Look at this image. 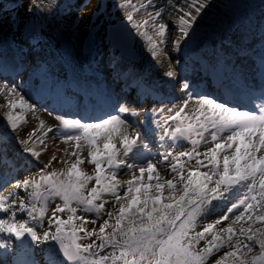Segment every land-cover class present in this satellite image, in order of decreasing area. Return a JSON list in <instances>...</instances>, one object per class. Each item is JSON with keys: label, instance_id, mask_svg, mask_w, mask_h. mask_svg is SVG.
I'll list each match as a JSON object with an SVG mask.
<instances>
[{"label": "snow or ice", "instance_id": "snow-or-ice-1", "mask_svg": "<svg viewBox=\"0 0 264 264\" xmlns=\"http://www.w3.org/2000/svg\"><path fill=\"white\" fill-rule=\"evenodd\" d=\"M89 2L0 0V264H264V0Z\"/></svg>", "mask_w": 264, "mask_h": 264}, {"label": "rangeland", "instance_id": "rangeland-1", "mask_svg": "<svg viewBox=\"0 0 264 264\" xmlns=\"http://www.w3.org/2000/svg\"><path fill=\"white\" fill-rule=\"evenodd\" d=\"M85 0H75V3L77 6L84 4ZM134 3H137V5L139 4L140 0H133ZM159 2L162 4L164 2V0H159ZM97 3V0H90L89 4H88V8L85 11V18H87V14L88 12H90L92 10V8L95 6V4ZM21 12L23 11L22 9L20 10ZM79 13H72L71 17L74 18L75 15H78ZM134 17L137 20H141L142 21V17H136L134 14ZM82 26V25H81ZM151 34V33H150ZM135 47L137 48V50L140 53V61L139 63L135 64V67L138 71L143 72L144 74H146L149 78L151 79H156L160 73H161V68L157 66L156 62L154 60H152L148 54L147 51V45L146 42L143 41L141 38H137ZM119 55V53L117 54ZM97 60H101L103 61L104 65H105V71H108L107 69V60H108V54L105 53H101L99 55H97ZM125 63H127V61H125ZM6 104V101L3 99L2 96H0V105H4ZM190 108L192 107L191 105L189 106ZM5 108H0V117H3V114L5 112ZM14 111H19V109H16ZM40 120L44 121V124L41 125L40 124ZM52 123V118L48 117L46 113H38L36 115H32L31 113H25V119L20 122V127L17 129V134L23 138L26 133L33 129V128H37V132L33 134V138H35V136L39 135V129L44 128L45 126H50ZM3 121L0 120V126H2ZM181 147L177 149V151H185V150H190L191 149V144L189 141H184L182 140L181 142ZM37 144L39 145V141H37ZM46 144H47V149L46 151L48 152V155L46 156H42L43 160H48L51 155L53 153H55L57 155V161H54L53 164L50 166L51 170L52 168H56L59 169L62 167V164L59 162V157L61 155H63V149L65 147H69L71 146V142L69 143H65L64 140L58 139V140H53L51 138V134H48V137L46 138ZM201 151H203V147L200 148ZM81 155L83 157H87V149L86 147L82 150ZM84 171L88 172L89 174H92V170L94 168V165H91L90 163L87 162V159H85V162L80 166ZM146 175V174H145ZM128 176L125 175H118L117 179L119 180H126L128 179ZM93 183V182H90ZM121 194H122V190H121ZM105 200L108 201V203L106 204V208H111L112 206V202H111V198L109 196H105ZM59 201H55L52 203V207L55 206V203H58ZM50 214V212H49ZM78 215H84L87 217L88 220H95L96 216L94 213H84V212H78ZM100 221H97V223L95 225L89 223L86 225L88 230H91L93 227H96L98 229ZM106 231H108L106 229ZM210 264V262H209Z\"/></svg>", "mask_w": 264, "mask_h": 264}, {"label": "water", "instance_id": "water-1", "mask_svg": "<svg viewBox=\"0 0 264 264\" xmlns=\"http://www.w3.org/2000/svg\"><path fill=\"white\" fill-rule=\"evenodd\" d=\"M139 61H140V56L137 57V62H136V64L139 63Z\"/></svg>", "mask_w": 264, "mask_h": 264}, {"label": "trees", "instance_id": "trees-1", "mask_svg": "<svg viewBox=\"0 0 264 264\" xmlns=\"http://www.w3.org/2000/svg\"><path fill=\"white\" fill-rule=\"evenodd\" d=\"M5 2H10V0H5ZM208 222H210V221H208ZM223 223H226V222H223Z\"/></svg>", "mask_w": 264, "mask_h": 264}]
</instances>
